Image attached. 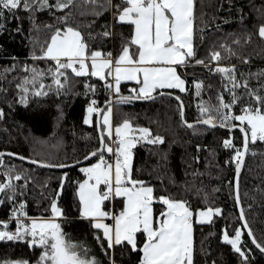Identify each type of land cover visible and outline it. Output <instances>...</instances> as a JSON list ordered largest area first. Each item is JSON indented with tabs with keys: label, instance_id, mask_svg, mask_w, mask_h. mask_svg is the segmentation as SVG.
<instances>
[{
	"label": "trees",
	"instance_id": "16d2710c",
	"mask_svg": "<svg viewBox=\"0 0 264 264\" xmlns=\"http://www.w3.org/2000/svg\"><path fill=\"white\" fill-rule=\"evenodd\" d=\"M56 0H49L55 4ZM125 6L123 0H73L66 9L37 8L35 11L19 9L3 10L0 17V152L8 151L41 163L70 164L84 158L99 147L96 128V113L92 123L85 124L86 108L92 100L100 107L109 100L106 82L94 76L77 77L71 69L66 71L67 80L61 77L65 87L54 83L52 73L55 61L36 59L54 34L55 29L71 26L79 30L92 51L111 52L116 58L122 47L133 35V26L118 23L115 5ZM35 7V6H34ZM193 46L195 57L178 66V73L185 80L186 91L162 89L180 97L186 121L202 118L200 105L209 107L219 104L223 96L225 103L232 101L233 94L241 97L231 109L239 115L245 105L254 103L248 95L255 90L264 95V38L258 34L264 25V0H195ZM67 16V21L63 18ZM19 29V31H17ZM107 31L111 35L105 37ZM133 50L134 46H133ZM213 52H220L222 59H211ZM203 60L204 64H197ZM64 62V61H62ZM217 66L235 67L236 83L247 82L248 87L233 88L224 74L215 71ZM42 73L33 83L35 73ZM29 83H25V81ZM110 77L107 80L109 83ZM202 82L200 95H196L195 84ZM47 95H35L41 91ZM22 86V87H21ZM94 86V91L89 87ZM29 91L25 93L23 88ZM135 83L120 84L119 96H132ZM24 97L26 102H21ZM180 101L175 96L159 95L146 101H114L112 121L114 126L130 120L136 128H148L153 136H162L163 144L139 142L133 151L132 178L142 180L154 188V196H167L184 200L194 213L207 207L221 209L213 222L199 223L193 216V264H264V252L250 240L246 231L242 247L248 260L237 254L223 240V231L234 235L242 227L234 196L236 163L234 150L225 148L223 141L232 139L236 148L242 147L240 131L230 127L183 124L180 117ZM109 107V104L104 108ZM213 115L215 113L213 112ZM101 122V118H100ZM231 123L238 124V121ZM101 128V124H100ZM102 131V128H101ZM244 165L239 176L240 204L244 217L252 229L257 243L264 247V141L249 143ZM98 160L94 157L82 165L65 169H51L4 156L0 163V182L5 174L21 175L12 192L2 193L0 221L8 222L13 230V211L23 203L27 216L19 215L26 222L31 218H48L52 215L51 203L55 199L63 210L58 219L67 240L87 249V257L95 258L98 264H138L145 234H137V250L126 243L107 249L102 230L94 229L92 221L81 217L78 184L84 178L82 167ZM14 170V171H12ZM61 185L63 187L61 188ZM59 195L57 196V194ZM111 200L105 201L109 210ZM112 208L122 209V198H114ZM165 210L158 200L153 203L154 216ZM1 226V225H0ZM79 250V249H78ZM107 250V252L105 251ZM43 249L30 246L27 239L0 241V264L4 261L27 260L36 264Z\"/></svg>",
	"mask_w": 264,
	"mask_h": 264
},
{
	"label": "snow or ice",
	"instance_id": "6c2138e0",
	"mask_svg": "<svg viewBox=\"0 0 264 264\" xmlns=\"http://www.w3.org/2000/svg\"><path fill=\"white\" fill-rule=\"evenodd\" d=\"M125 6L115 5L117 14L115 19L118 23H128L134 27L133 35L122 47L120 54L113 58L111 52L104 53L100 50L92 51L89 48L82 33L74 27L66 26L63 30L55 29L54 34L47 43L43 56L36 59H51L55 61V71L52 73L54 83L58 88L65 87L61 81L67 80L66 71L71 69L77 77L89 75L106 82V87L114 89L115 93L120 92L121 81H135L139 88L131 89L132 96L120 97L121 102H128L134 99H153L152 93L157 89H179L186 91L185 80L177 72V66L184 65L188 60L195 57L193 46L194 33V9L195 0H123ZM73 0H56L50 4L49 0H0V17L4 16L3 10L16 11L23 9L35 11L37 8H68ZM35 6V7H34ZM68 17L63 18L67 21ZM3 25H0L2 28ZM19 31V29H17ZM258 34L264 38V25ZM105 37L110 32L103 33ZM133 46L134 49L133 50ZM211 59L219 62L222 57L220 52H213ZM64 61V62H62ZM197 64H204L203 60H196ZM35 73L32 82L34 83L42 73L32 69ZM215 71L224 74L232 83L233 88H247V82L236 83L233 73L235 67L217 66ZM111 77L114 83H107ZM29 83V81H25ZM22 87V86H21ZM43 84L39 85L41 91L34 94L47 95L43 92ZM94 91V86H86ZM203 87L202 82L195 84L196 95H200ZM27 93L29 89L23 88ZM254 103L245 105L240 115H230L225 109H231L241 101V97L233 94L232 101L225 103L223 96H219V104L209 107L200 105L202 118L197 121L204 125L238 128L243 134L242 148H236L232 139L223 141L225 148L234 150L233 160L236 163L237 178L235 182L236 200L239 202V172L243 165V157L249 151V143L264 141V95L257 94L255 90L248 93ZM180 101V97H175ZM21 102L25 103L24 97ZM109 107L101 109L96 107L97 101L92 100L88 106V116L85 124L92 123V115L102 114L100 122L104 128L99 139L101 147L91 152L85 159L98 157L97 163L90 167L82 168L87 179L78 185V198L81 203V215L83 218L93 221L94 229L102 230V237L97 236L99 242L103 239L107 243V249L116 245L127 244L133 251L137 250V234H145V242L139 251L142 252L140 264H193V216H199V223L213 222V217L221 214V209L207 207L194 213L191 206L184 200H177L167 196H154V188L146 185L142 180L132 178L133 149L141 141L150 144H163L162 136H153L148 128H136L130 120H124L119 126L113 129L111 101L107 102ZM180 108L183 109V102L180 101ZM213 112L215 115H213ZM0 109V117L3 116ZM181 115L183 112L181 111ZM238 121L239 123H231ZM187 127H194L193 124L184 121ZM115 135L118 140L113 143L106 142ZM104 153H111L115 159L109 162L105 159ZM6 154L0 152V163ZM7 155H15L7 153ZM25 159L24 157H19ZM36 164L38 161L33 160ZM46 167L64 168L67 165H44ZM14 171V170H12ZM6 182H0V193L12 192L9 199H15V185L13 180L19 181L22 176L5 174ZM103 185V189L101 188ZM63 185H61V188ZM59 193L57 194V196ZM113 197H120L124 200V206L118 214L110 213L104 209L105 201ZM165 205L159 217L154 216L153 203L155 201ZM4 201L0 200V204ZM25 205L21 203L18 209L13 211V217L18 220V227L15 232L0 231V241L25 240L30 246L43 249L36 264H98L96 259L87 257V249L82 248L66 239L57 218L63 216V210L57 206L55 199L51 203L52 218H31L30 223L25 224L19 220V215L27 216L23 211ZM19 213V215H18ZM106 218H111L114 224L105 223ZM240 219L242 227L229 235L227 229L223 231V240L231 245L234 251L244 261L248 256L242 247V237L245 234L252 242L264 252V247L257 243L252 229L244 217V208H240ZM0 225L7 227L4 221ZM79 249V250H78ZM107 252V250H105ZM3 264H29L27 260L4 261ZM113 264L115 262L113 261Z\"/></svg>",
	"mask_w": 264,
	"mask_h": 264
},
{
	"label": "water",
	"instance_id": "95a60500",
	"mask_svg": "<svg viewBox=\"0 0 264 264\" xmlns=\"http://www.w3.org/2000/svg\"><path fill=\"white\" fill-rule=\"evenodd\" d=\"M162 94H164V95H170V96H175V97H177L175 94H173V93H171V92H167V91H161V92H158V93H154V94H152L153 95V97L155 98V97H157V96H159V95H162ZM120 97H123V96H119V97H116V98H114L113 99V102L114 101H120ZM146 100H149V99H134V100H131V101H146ZM108 101H111V100H108ZM107 101V102H108ZM104 103L103 105H101L99 108H101V109H104L107 105H108V103ZM111 103H112V101H111ZM181 111L183 112V115H181ZM101 115L102 114H96V128H97V131H98V136H100V133H101V128H100V118H101ZM180 117H181V120H182V122H183V124L184 125H186L185 123H184V121H186L185 120V118H184V107H183V109L181 110V108H180ZM197 121L198 120H196V121H187V123H190V124H193L194 126L195 125H203V126H206V127H213V126H211V125H204V124H201V123H197ZM229 130L230 131H235V130H238V131H240L238 128H229ZM241 132V131H240ZM241 134H242V132H241ZM242 145H243V134H242ZM101 147V142H100V139H99V147L97 148V149H99ZM242 148V147H241ZM96 149V150H97ZM96 150H94V151H96ZM3 153H5L6 155L5 156H10V157H13V158H16V159H20L19 157H22V156H20V155H17V154H15V155H7V153H11V152H8V151H2ZM93 152V151H92ZM91 153V152H90ZM89 153V154H90ZM14 154V153H13ZM89 154H87L86 156H88ZM247 154V153H246ZM246 154H245V156L243 157V161H245V157H246ZM85 156V157H86ZM85 157L84 158H82L81 160H79V161H77V162H74V163H70V164H66L67 165V167H64V168H60V167H47V168H51V169H65V168H68V167H72V166H79V165H82L83 163H85L86 161H88V160H90V159H92V158H94V157H91L90 159H85ZM25 158V157H24ZM20 160H22V159H20ZM23 161H26V162H29V163H31V164H34V163H32V161L33 160H31V159H28V158H25V159H23ZM34 165H38V166H42V167H46V166H44V165H50V164H45V163H41V162H38V163H36V164H34ZM243 165H244V162H243ZM243 165H242V167H241V169H240V172H239V176H240V173H241V171H242V168H243ZM236 178H237V173H236V167H235V177H234V196L236 197V191H235V182H236ZM6 182V181H5ZM1 194L2 193H0V197H1ZM235 201H236V204H237V208H238V212H239V216H240V208H241V204H240V200H239V202L236 200V198H235ZM241 222H242V224H243V221L241 220ZM249 237V236H248ZM250 238V237H249ZM250 240H251V238H250ZM252 241V240H251ZM253 243V242H252ZM254 244V243H253ZM255 245V244H254ZM256 246V245H255ZM259 249V248H258ZM260 250V249H259ZM261 251V250H260Z\"/></svg>",
	"mask_w": 264,
	"mask_h": 264
},
{
	"label": "rangeland",
	"instance_id": "374dc122",
	"mask_svg": "<svg viewBox=\"0 0 264 264\" xmlns=\"http://www.w3.org/2000/svg\"><path fill=\"white\" fill-rule=\"evenodd\" d=\"M116 14H117V12H116ZM110 52V51H109ZM114 58V57H113ZM179 74V73H178ZM182 78V77H181ZM183 79V78H182ZM109 83H113V80H112V78L110 77V80H109ZM112 104V103H111ZM111 107H112V105H111ZM87 109H88V107L86 108V111H87ZM241 114V113H240ZM239 114V115H240ZM116 140H118V138L115 136V135H113V137L109 140V139H107L106 138V142H108V143H113L114 141H116ZM113 146H115L114 145V143H113ZM113 155V154H112ZM106 158V157H105ZM114 159H115V157H114V155H113V158H111V160L109 161V162H113L114 161ZM82 168H84V167H82ZM77 195H78V192H77ZM115 197H113V198H111L110 200H111V203H110V205H109V207H110V209L108 210L110 213H113V214H115V211L113 210V208H112V202H113V199H114ZM123 206H124V200H123ZM122 206V207H123ZM199 212V211H198ZM198 212H197V214H198ZM52 216H53V213H52V215L50 216V218H52ZM159 217V216H158ZM15 219V218H14ZM49 219V218H48ZM196 219H197V221L199 220V216L198 215H196ZM16 221H15V223H14V226H13V230H11V229H9V227H4L3 225H1L0 226V231H9V232H15V230H16V228L18 227V220L17 219H15ZM19 220L20 221H23L25 224H29L30 223V221H28V222H26L24 219H21V218H19ZM57 220H58V218H57ZM6 223V225L8 224V222L6 221L5 222ZM27 239V238H26Z\"/></svg>",
	"mask_w": 264,
	"mask_h": 264
},
{
	"label": "crops",
	"instance_id": "0c3cea01",
	"mask_svg": "<svg viewBox=\"0 0 264 264\" xmlns=\"http://www.w3.org/2000/svg\"><path fill=\"white\" fill-rule=\"evenodd\" d=\"M115 16H116V14H115ZM133 31H134V27H133ZM177 72H178V66H177ZM180 75V74H179ZM181 76V75H180ZM124 82H131V83H135L136 84V88H139L140 87V85H138L135 81H121V83H124ZM113 83H114V81H113ZM164 89H168V88H164ZM159 90H162V89H157L156 91H159ZM155 91V92H156ZM155 92H153L152 94H154ZM111 106V105H110ZM112 108V107H111ZM88 114V113H87ZM112 119V118H111ZM101 121H102V115H101ZM101 124V123H100ZM121 124V123H120ZM119 124V125H120ZM119 125H115L114 126V124H113V121H112V126H113V129H115V127H117V126H119ZM101 128H102V131H104V128H103V126H102V124H101ZM118 138V137H117ZM95 163H97V161H95V162H93V163H91V164H88V165H86L84 168H86V167H90L92 164H95ZM85 179H87V177H86V174L84 173V178L82 179V181L81 182H83ZM80 182V183H81ZM79 185V184H78ZM103 185H101V188L103 189ZM77 192H78V188H77ZM115 198H120V197H115ZM122 200H123V198H122ZM81 203H80V215H81ZM123 208V207H122ZM106 210V209H105ZM122 209H120L119 211H117V212H115V214H118L120 211H121ZM106 211H108V210H106ZM81 217H82V215H81ZM48 218H50V217H48ZM48 218H46V219H48ZM59 219V218H58ZM57 222H58V220H57ZM93 222V221H92ZM104 222L105 223H108V224H114V221L111 219V218H106L105 220H104ZM144 244V243H143ZM143 246V245H142ZM142 248V247H141ZM142 257V256H141ZM138 264H140V262L138 263Z\"/></svg>",
	"mask_w": 264,
	"mask_h": 264
},
{
	"label": "built area",
	"instance_id": "2783aa9c",
	"mask_svg": "<svg viewBox=\"0 0 264 264\" xmlns=\"http://www.w3.org/2000/svg\"><path fill=\"white\" fill-rule=\"evenodd\" d=\"M106 53H107V52H106ZM107 94H108V96H109V100H111L112 103H113V99L115 98V92H114V89H109V88H107ZM228 113H229L230 115H233V116H234V114L232 113V111H229ZM104 156L106 157L105 159L108 160V161H110L111 158H113V155H112L111 153H104Z\"/></svg>",
	"mask_w": 264,
	"mask_h": 264
}]
</instances>
